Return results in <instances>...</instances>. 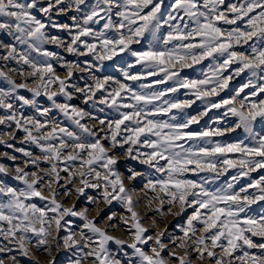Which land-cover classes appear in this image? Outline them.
<instances>
[{
    "label": "snow or ice",
    "instance_id": "snow-or-ice-1",
    "mask_svg": "<svg viewBox=\"0 0 264 264\" xmlns=\"http://www.w3.org/2000/svg\"><path fill=\"white\" fill-rule=\"evenodd\" d=\"M0 264H264V0H0Z\"/></svg>",
    "mask_w": 264,
    "mask_h": 264
},
{
    "label": "rangeland",
    "instance_id": "rangeland-1",
    "mask_svg": "<svg viewBox=\"0 0 264 264\" xmlns=\"http://www.w3.org/2000/svg\"><path fill=\"white\" fill-rule=\"evenodd\" d=\"M114 211H121V209L119 208V206H117L116 208H114L113 209ZM168 223L171 225L172 223H174V220H173V218H169L168 219ZM161 227H163V224H161ZM117 236H119L120 235V233L119 232H117V233H115ZM42 259V258H41Z\"/></svg>",
    "mask_w": 264,
    "mask_h": 264
}]
</instances>
